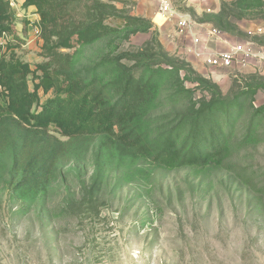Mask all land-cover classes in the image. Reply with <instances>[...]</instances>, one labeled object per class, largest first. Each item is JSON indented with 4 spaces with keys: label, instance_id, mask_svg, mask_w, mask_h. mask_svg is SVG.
<instances>
[{
    "label": "rangeland",
    "instance_id": "1",
    "mask_svg": "<svg viewBox=\"0 0 264 264\" xmlns=\"http://www.w3.org/2000/svg\"><path fill=\"white\" fill-rule=\"evenodd\" d=\"M162 1L185 10L183 0H66L67 23L98 16L119 31L85 48L59 50L54 57L43 51L37 24L26 28L28 21L17 17L19 30L0 45V59L14 53L34 70L44 63L55 69L60 61L89 69L107 57L157 52L162 61L183 64L181 78L194 92L193 99L181 97L177 107L161 103L158 116L213 98L249 97V103L263 107L264 63L227 70L202 66L187 54L188 42L177 23L160 29L161 15L156 23L142 17L140 10L160 14ZM95 5L100 11L89 13ZM193 14L233 43L252 42L264 49V36L256 33L264 27V6L249 9L237 0H221L217 13ZM129 18L146 21L149 32L127 29ZM34 84L32 75V90ZM51 96L41 91V103ZM4 102L0 91V106ZM260 127L262 135L264 123ZM95 151V144L76 148L61 168L56 192L44 200L15 194L10 155L0 156V264H264V142L241 147L230 163L173 170L145 160L107 166L93 158Z\"/></svg>",
    "mask_w": 264,
    "mask_h": 264
},
{
    "label": "trees",
    "instance_id": "2",
    "mask_svg": "<svg viewBox=\"0 0 264 264\" xmlns=\"http://www.w3.org/2000/svg\"><path fill=\"white\" fill-rule=\"evenodd\" d=\"M237 2L249 9L264 6L263 0ZM65 3L25 2V8L35 7L40 16L37 26L47 55L85 48L118 33V27L107 25L98 16L86 23H67ZM99 8L95 5L89 13L99 12ZM184 9L182 12L194 16L193 10ZM16 22L11 2L0 0V37L14 35ZM25 25L27 28L29 23ZM124 25L143 33L151 28L138 18L125 19ZM158 52H163L161 47ZM154 60H161L157 52L123 53L104 58L89 69L60 61L55 69L44 63L34 70L14 53L3 56L0 89L5 102L0 106V156L10 155L15 194L44 200L55 193L61 168L78 147L95 144L93 158L107 166L130 167L145 160L173 170L230 163L241 147L264 142L260 127L264 106L249 103V97L231 102L213 98L181 113L158 116L161 103L177 107L181 97L193 99L194 92L181 78L183 64L165 60L156 64ZM41 91L52 93L44 103ZM52 128L64 140L52 134ZM84 157L81 160H87Z\"/></svg>",
    "mask_w": 264,
    "mask_h": 264
},
{
    "label": "built area",
    "instance_id": "3",
    "mask_svg": "<svg viewBox=\"0 0 264 264\" xmlns=\"http://www.w3.org/2000/svg\"><path fill=\"white\" fill-rule=\"evenodd\" d=\"M208 13H212L211 9H207ZM160 14L167 20H177L179 33L182 36H191L193 46L190 49L197 58L202 60L204 64L212 69H233L236 67H246L252 61H259L264 63V49L257 47L252 42H241L232 46L229 50L213 53L208 48H196L202 45L201 38L195 36L191 32V28L196 25V20L191 14L177 10L168 1H162L160 7ZM256 33L264 36V27H257ZM223 32L212 27L207 36L209 38H220ZM8 38L7 34L0 37V45ZM197 49V50H196Z\"/></svg>",
    "mask_w": 264,
    "mask_h": 264
},
{
    "label": "crops",
    "instance_id": "4",
    "mask_svg": "<svg viewBox=\"0 0 264 264\" xmlns=\"http://www.w3.org/2000/svg\"><path fill=\"white\" fill-rule=\"evenodd\" d=\"M9 1L11 2V6L13 8V11L16 17L24 18L25 19V20L23 19L24 21L29 22L28 28H31L32 25L36 26V24L39 23L40 16L37 14L36 8L35 7L25 8L26 0H9ZM183 1L187 9L193 10L194 12H196L198 16H202L203 14H206L207 9H211L213 11L212 13H217L220 9V3H221V0H183ZM144 12L140 10L142 17L150 18L155 23L158 20V16L161 15V14H156L153 11V9H150L149 11H147V13H144ZM140 13H137V14H140ZM166 23H174L176 25L177 20L167 21L164 18V22L161 21L159 24L157 23V25L160 29H163V28L165 29ZM18 26H22V24L18 23ZM212 27H213V24L211 23L199 22L198 20H196V25L191 28V32L193 35L201 38L202 40V45L196 47L197 49L198 48H208L209 51L216 53V52L229 50L232 46L236 44V43L231 42L232 40L230 41L228 35L225 34L224 32L220 38H209L207 34H208V31ZM16 29L19 30V27H17ZM185 39H187L186 41L188 42L186 46L187 54L193 60L200 63L202 66L207 67L202 60L197 58L194 53L190 52V49L193 46L192 37L186 36Z\"/></svg>",
    "mask_w": 264,
    "mask_h": 264
}]
</instances>
